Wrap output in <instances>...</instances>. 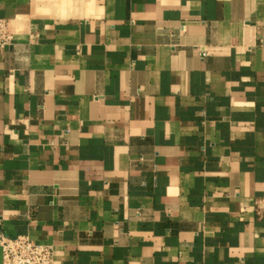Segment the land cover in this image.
Wrapping results in <instances>:
<instances>
[{"label":"crops","instance_id":"1","mask_svg":"<svg viewBox=\"0 0 264 264\" xmlns=\"http://www.w3.org/2000/svg\"><path fill=\"white\" fill-rule=\"evenodd\" d=\"M0 18V233L55 264H264V0Z\"/></svg>","mask_w":264,"mask_h":264},{"label":"built area","instance_id":"2","mask_svg":"<svg viewBox=\"0 0 264 264\" xmlns=\"http://www.w3.org/2000/svg\"><path fill=\"white\" fill-rule=\"evenodd\" d=\"M13 40L10 23L0 18V46ZM3 264H55L54 248L50 244L37 243L27 235L11 237L0 233Z\"/></svg>","mask_w":264,"mask_h":264}]
</instances>
